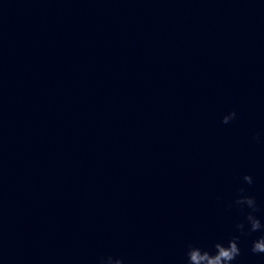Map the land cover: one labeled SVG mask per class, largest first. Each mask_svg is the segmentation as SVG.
Masks as SVG:
<instances>
[{"label": "water", "instance_id": "1", "mask_svg": "<svg viewBox=\"0 0 264 264\" xmlns=\"http://www.w3.org/2000/svg\"><path fill=\"white\" fill-rule=\"evenodd\" d=\"M241 187L264 222V0H0V264H186Z\"/></svg>", "mask_w": 264, "mask_h": 264}, {"label": "clouds", "instance_id": "2", "mask_svg": "<svg viewBox=\"0 0 264 264\" xmlns=\"http://www.w3.org/2000/svg\"><path fill=\"white\" fill-rule=\"evenodd\" d=\"M237 118L235 111L223 117L222 122L229 124ZM243 180L246 184L252 185L254 183L251 175H245ZM239 194L234 201V205L242 212L247 209L243 221L236 223L235 231L238 235H233L226 242H217L214 245L215 251H209L196 244L189 243L186 251V264H233L237 257L241 255L240 239L241 236H251L253 233H264V222L256 215L260 211L256 198L249 195L247 189L241 187ZM230 207L232 205H229ZM251 251L254 254H264V234L252 241ZM99 264H125L123 258L101 257Z\"/></svg>", "mask_w": 264, "mask_h": 264}]
</instances>
